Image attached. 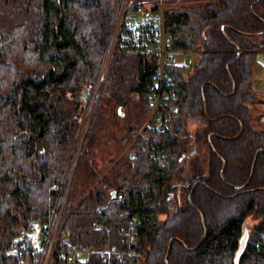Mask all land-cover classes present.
I'll use <instances>...</instances> for the list:
<instances>
[{"label":"trees","instance_id":"16d2710c","mask_svg":"<svg viewBox=\"0 0 264 264\" xmlns=\"http://www.w3.org/2000/svg\"><path fill=\"white\" fill-rule=\"evenodd\" d=\"M128 2L103 73L122 0H0V264H42L30 231H49L66 188L52 264H129L101 253L112 245L138 264H264V129L248 106L264 0ZM160 25L167 48L196 56L164 61L174 109L140 139L167 164L122 152L147 117ZM192 117L207 173L186 170ZM75 248L87 261H68Z\"/></svg>","mask_w":264,"mask_h":264},{"label":"built area","instance_id":"2783aa9c","mask_svg":"<svg viewBox=\"0 0 264 264\" xmlns=\"http://www.w3.org/2000/svg\"><path fill=\"white\" fill-rule=\"evenodd\" d=\"M161 2L162 0H158ZM159 43L157 48V53L159 54V66L156 71V80L153 85H151L148 92L147 99V117L140 127V129L134 132L131 140L124 146L122 152H127L130 158L134 157L138 152H145L151 157L158 159L163 164H167L168 150L164 146H158L154 144H145L140 141L141 138L148 139L152 132H163L170 119L171 111L174 106L169 104L168 99L175 97L176 87L172 86L170 76L165 72L163 68L164 61L170 63H186L191 64L193 62V52L191 50H176L169 49L166 47L170 43L168 36L164 35L162 27L160 25L159 32ZM176 54H184L186 59L184 61H178ZM86 96V95H84ZM55 183L52 187H55ZM67 188L64 193V197L58 207L55 221L50 227L49 231L39 234V242L43 249V262L42 264H52L53 257L56 253V246L63 222L66 218V213H64V201ZM118 198H121L120 194H117ZM135 221V218H133ZM91 252L90 249L75 248L68 252V261L73 263L76 261L85 262L88 259V254ZM117 252L122 261H127L129 264H138L136 261L134 252L127 249L125 252L118 250L114 245L108 246L101 251L102 254H112Z\"/></svg>","mask_w":264,"mask_h":264},{"label":"rangeland","instance_id":"374dc122","mask_svg":"<svg viewBox=\"0 0 264 264\" xmlns=\"http://www.w3.org/2000/svg\"><path fill=\"white\" fill-rule=\"evenodd\" d=\"M167 2H169L170 4H177V3L190 4L191 2H194V0H167ZM128 3H129L128 0H122V4L119 8L118 17L116 21L117 29L115 27L113 37L109 46V50L106 56L103 73L106 72L105 70L108 67L112 54L115 50V43L118 35V30L120 28V25L122 24L123 15L128 8ZM192 52H193L192 57L193 59H195L196 57L195 52L194 51ZM176 58L178 61H184V62L186 59L184 54H176ZM190 66L191 64H188L189 68ZM249 90L251 93H253L256 96V98L253 99L248 104L250 108L251 124L256 129H264V50L259 51L256 55V59L253 67L252 80L250 81L249 84ZM97 91L98 90H96L94 94L92 103H94L95 101ZM85 97L87 96H84V98ZM91 108L92 105L90 107V110ZM88 118L85 122V125L88 124ZM202 129H203V123L199 118L196 117L190 118L189 124L184 133L185 148L194 146L198 151L194 152L192 155L188 157L186 170L196 171L194 168L197 167V170L200 173H207L208 165H207V157H206V153H207L206 145L202 139L199 140L196 136L199 132L202 131ZM107 157L108 155H106V152L103 151L98 152V158H102L101 160H98L102 167L107 166V160H106ZM30 237L33 240V242L39 243L40 241L39 231L37 226H35V228L32 231H30Z\"/></svg>","mask_w":264,"mask_h":264},{"label":"water","instance_id":"95a60500","mask_svg":"<svg viewBox=\"0 0 264 264\" xmlns=\"http://www.w3.org/2000/svg\"><path fill=\"white\" fill-rule=\"evenodd\" d=\"M125 8H126V7H125ZM116 29H117V27H116ZM237 188H239V187H237ZM110 195H111V197H113V196L115 195V191H114V190H111V191H110ZM244 242H245V236L242 237V239H241V241H240V247H239V250H241V248L243 247ZM169 248H170V243H169L168 249H169Z\"/></svg>","mask_w":264,"mask_h":264},{"label":"bare ground","instance_id":"6f19581e","mask_svg":"<svg viewBox=\"0 0 264 264\" xmlns=\"http://www.w3.org/2000/svg\"><path fill=\"white\" fill-rule=\"evenodd\" d=\"M120 16H121V14H120Z\"/></svg>","mask_w":264,"mask_h":264}]
</instances>
